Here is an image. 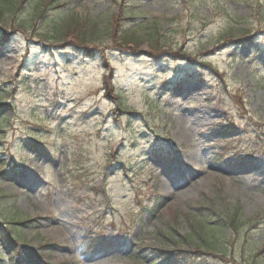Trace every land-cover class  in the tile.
Segmentation results:
<instances>
[{
    "label": "rangeland",
    "instance_id": "rangeland-1",
    "mask_svg": "<svg viewBox=\"0 0 264 264\" xmlns=\"http://www.w3.org/2000/svg\"><path fill=\"white\" fill-rule=\"evenodd\" d=\"M9 1L0 264H264V0Z\"/></svg>",
    "mask_w": 264,
    "mask_h": 264
},
{
    "label": "trees",
    "instance_id": "trees-1",
    "mask_svg": "<svg viewBox=\"0 0 264 264\" xmlns=\"http://www.w3.org/2000/svg\"><path fill=\"white\" fill-rule=\"evenodd\" d=\"M4 2H6V6L5 7L0 5V23H3L5 25V17H9L10 16V18L13 19L15 17V15L18 13V11H17L18 9L16 8V5L13 2H11L9 0H4ZM258 9H259V11H261V7L260 8L258 7ZM39 18L40 19L42 18V14H40ZM61 25L63 27V29H61V30H58L57 27L54 28L56 30V36L55 37H57V38L62 37V35L64 34V29L68 30V24L66 22L65 23H61ZM130 25L128 27H130ZM132 25H133V27H131L130 30H126L120 35V39L119 40L113 42V43H115L114 46H113L114 48L128 49L129 45H134L135 49H137L136 46L143 39L142 36L147 37V38H150V37L157 38V36L161 37L163 35L162 34L163 32L160 33L158 27L157 26L154 27V25H153V27L149 28V30H148L149 33L148 34H143L139 29L137 30V28L141 27V26H138V20H135V22H133ZM22 27L24 28L23 30H26V31H28V29L30 28V27L26 28V26H22ZM239 32H241V31H237V33H239ZM101 34H102V36H105V33H101ZM82 35L84 37L82 38L81 42H83L85 44L83 46L81 44H79L80 46H78V48H80L82 50L81 52L84 53L85 56L89 55L90 57H93V56H95L97 54V52H100V47L89 48V47L85 46L87 43H92V40H95L93 38V36H94L93 32H87V33L82 34ZM226 38H227V36L223 37L224 40ZM54 39H56V38H54ZM46 40H45V37H44V41H46ZM9 41H10V38L6 37L2 33V31L0 30V47L4 46ZM233 44H234L233 46H241V44H247V42L239 41V40H233ZM102 45L105 47V43H102ZM161 53H162L161 51L153 49V52H152L151 56L153 58H158ZM175 57H178L179 59H185V60H190L191 61V56L189 54H187L186 51L183 52V54H180V56H175ZM2 94L3 93H0V97L2 96ZM1 108H5V107L2 106ZM238 213H239V211L236 208L234 213H232L231 215H229L227 213V218H225L226 222L235 230V232L238 231V228H239L238 226H239L240 221H241L240 220V216H239ZM27 224L28 223L24 222L22 225H18L16 227H18L19 230H22V228L23 229H27L28 228ZM20 226L22 228H20ZM0 230H1V228H0ZM205 230H207V227L204 228V231ZM10 232H12V231H10ZM3 237L8 241L9 238H8L6 232H4V231H3ZM210 247L212 248V245ZM250 264H259V263L258 262H251Z\"/></svg>",
    "mask_w": 264,
    "mask_h": 264
}]
</instances>
